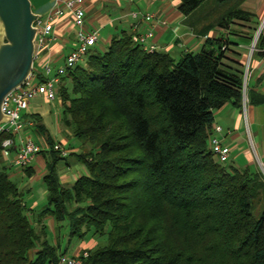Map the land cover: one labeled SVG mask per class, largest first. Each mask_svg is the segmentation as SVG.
Segmentation results:
<instances>
[{
  "label": "trees",
  "instance_id": "trees-1",
  "mask_svg": "<svg viewBox=\"0 0 264 264\" xmlns=\"http://www.w3.org/2000/svg\"><path fill=\"white\" fill-rule=\"evenodd\" d=\"M206 1L178 0L177 10L195 26ZM241 13L233 3L201 28H226L247 19ZM228 46L207 38L175 59L144 51L123 30L68 69L57 89L71 138L61 145L65 156L39 114H21L41 144L42 205L30 207L10 167L0 166V264H59L61 237L69 244L87 234L102 243L76 254L87 251L82 264H264V174L219 162L209 146L214 111L242 101V70L225 62ZM256 47L262 54L260 34ZM247 96L264 103L255 92ZM7 136L0 133V143ZM61 162L79 169L70 184L60 178Z\"/></svg>",
  "mask_w": 264,
  "mask_h": 264
},
{
  "label": "crops",
  "instance_id": "crops-1",
  "mask_svg": "<svg viewBox=\"0 0 264 264\" xmlns=\"http://www.w3.org/2000/svg\"><path fill=\"white\" fill-rule=\"evenodd\" d=\"M53 2L54 0H30L32 10L40 16L45 15L52 7ZM233 3L234 8L241 10V16L247 19L234 18L226 28L216 26L211 29L201 27L217 19L219 14L209 19L206 15L201 14L197 24L192 26L189 17L178 12V0H82V7L86 29H96L98 32V38L93 47L100 49L107 45L110 37L123 30L133 33V28L136 27V31L141 33L150 25L153 33L152 41L156 50L168 52L173 58H179L182 51H198L207 38L227 40L229 42L226 52L228 60L225 62L229 63V61L234 60L236 67L239 66L238 68L242 70L243 77L246 73L244 97L242 95L239 106L228 101L215 110L213 127H220V138L230 149L228 165L234 168L248 167L258 170L261 166L264 168V103L250 104L247 94L248 92H255L264 97V51L262 54H258L259 49L256 47L258 36L254 42L258 30L264 39V0H230L228 5ZM146 14L152 15L150 21L144 19ZM199 28L205 32V35L198 32L200 31ZM73 34L74 28L71 19L66 14L56 23L53 31L55 39L49 43L47 50H45V59L48 58L52 66L59 65L63 56L73 47ZM253 42L254 45L251 50ZM178 49H180L179 53L177 52ZM40 98L45 101L42 97ZM28 106L29 102L26 108ZM57 106H60V103L57 102ZM57 108L54 112V119L55 114L57 117V113L60 114L61 112V108ZM28 113L42 115L39 110ZM32 126L33 124H26L23 135L30 134L34 138ZM49 133L57 142L64 143L63 145L70 142L67 129L63 130L54 126ZM3 164L10 167L12 177L23 175L21 170L8 164L4 158L3 162H0V166ZM29 167L34 170L35 176L37 172L44 171L43 157L36 155ZM78 170L76 168L72 170L70 166L65 165L59 170L62 182L72 183L79 173ZM34 182L35 179L30 178L29 186L24 188L27 191L26 201L30 207L38 204L36 194L40 191L38 195L41 197L44 193L43 187H40L42 190L38 189L35 194L34 189H32ZM45 221H47V227L53 228L50 218H46ZM93 244L92 239L87 243H76L72 245L73 248H71L72 246L69 250L67 248L65 253L76 255L83 248L91 247Z\"/></svg>",
  "mask_w": 264,
  "mask_h": 264
},
{
  "label": "built area",
  "instance_id": "built-area-1",
  "mask_svg": "<svg viewBox=\"0 0 264 264\" xmlns=\"http://www.w3.org/2000/svg\"><path fill=\"white\" fill-rule=\"evenodd\" d=\"M66 14L69 15L74 28V45L63 56V60L59 65L52 66L51 61L48 58L45 59V50H47L49 43L55 39L53 31L56 23ZM151 18L152 15L150 14L144 15L146 21H150ZM33 26L37 27L38 31L34 37L32 72L19 87L5 95L1 105V110L8 116V120L0 124V133L6 132L9 134L0 143L1 154L11 166L16 168L31 165L37 153L41 150V144L32 135H23L25 125H32V122H26L22 119V110L26 108L29 100L36 96L42 97L45 101L57 100L61 104L57 93L60 77L83 59L90 48L95 45L98 38L96 29L88 30L85 27L82 0H54L52 7L44 16H40L33 23ZM152 35L151 25L141 33L137 32L136 27H134L131 39L133 42L138 43L144 51L153 52L156 50V46L152 41ZM258 35L259 30L256 32L254 42ZM261 50L264 51V47ZM34 63L36 64L34 65ZM37 73H41L44 80H38ZM245 75L246 73H244L242 84L243 97ZM209 146L219 162H227L230 149L220 138V127H213V132L209 138ZM54 149L59 150L62 156L67 154V151L59 143L54 145ZM81 255L82 257L62 254L59 257V264H82V259L87 256V251H83Z\"/></svg>",
  "mask_w": 264,
  "mask_h": 264
},
{
  "label": "water",
  "instance_id": "water-1",
  "mask_svg": "<svg viewBox=\"0 0 264 264\" xmlns=\"http://www.w3.org/2000/svg\"><path fill=\"white\" fill-rule=\"evenodd\" d=\"M40 14L30 0H0V124L8 120L1 110L3 98L19 87L33 68V23Z\"/></svg>",
  "mask_w": 264,
  "mask_h": 264
},
{
  "label": "rangeland",
  "instance_id": "rangeland-1",
  "mask_svg": "<svg viewBox=\"0 0 264 264\" xmlns=\"http://www.w3.org/2000/svg\"><path fill=\"white\" fill-rule=\"evenodd\" d=\"M228 5V4H227ZM226 4L223 5V6H217V4L215 2H213L212 0H208L206 2H204L200 7V11L196 14V16H198V18L201 16V14L204 16L206 15L207 18H211L212 16H215L217 14H219V16L223 15L227 9H228V6ZM223 9V12H221ZM221 12V13H220ZM195 15H192L191 18H196ZM199 20V19H198ZM177 52L179 53L180 52V49L177 50ZM178 56V55H177ZM175 59H177L178 57H174ZM59 107L61 108V105L60 106H57V100H54V101H43L40 97H33L29 100V106L25 109L22 110L21 114L23 113H27L28 112H31L33 110H39L42 115L41 116V119H42V122L44 123L46 129L48 131L52 130L54 128V126H58L60 129H63L65 130L66 128L62 125L61 123V120H60V114L59 112L57 113V117H56V114H55V119H54V112L56 110V108ZM57 108V109H59ZM24 111H27V112H24ZM58 111V110H57ZM43 117V118H42ZM23 119V118H22ZM24 120V119H23ZM68 131V130H67ZM70 136V134H69ZM71 140V138H70ZM60 145L63 146L64 143H61L59 142ZM68 151L70 152L71 149L67 148ZM72 161V160H71ZM234 161V159H233ZM227 163V162H226ZM60 167H59V170L64 168L65 165L63 164V162L60 163ZM71 169L74 170L76 167L74 164H72L71 166ZM258 171H260L261 173L264 174V168L263 166L260 167V169H258ZM44 171L42 170L41 173L40 172H37L36 176L33 174L31 177H27L26 175H22L20 177H13V179L18 183V185L21 186L22 189L26 188L27 186H29V180L30 178L32 179H35V182L34 184L32 185V189H34L35 191V194L38 192V189H41L42 188V185L40 184L39 182V177L40 175L43 173ZM41 187V188H40ZM36 189V190H35ZM42 190V189H41ZM40 192V191H39ZM39 192L36 194V198H37V202L40 203V199H42L38 194ZM40 205H42V202L40 203ZM260 210H261V203L258 202L256 204V206L253 208L252 210V213L254 216H258L259 213H260ZM46 225H47V221L44 222ZM52 227H47V231L49 233V237L51 239L54 240V236H53V228L51 229ZM64 232H67V228L66 229H62L61 231V234H63ZM96 236H91L90 234H87L83 241H80L78 240L77 238H73L70 240V243L67 244L66 243V237H61V242H60V251H64L66 250L67 251V248L68 250L70 249V247L73 245V244H76V243H87L90 239L93 240V243L95 244L97 241L98 243L101 242L102 243V239L99 238L97 241H96ZM95 238V240H94ZM100 243V244H101ZM93 244V245H94ZM73 248V246L71 247ZM78 254V253H77Z\"/></svg>",
  "mask_w": 264,
  "mask_h": 264
}]
</instances>
